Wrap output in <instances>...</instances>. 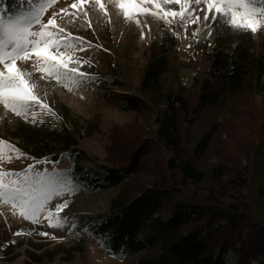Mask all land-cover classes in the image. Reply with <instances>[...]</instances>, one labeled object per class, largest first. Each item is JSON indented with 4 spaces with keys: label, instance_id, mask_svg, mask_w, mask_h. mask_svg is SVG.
<instances>
[{
    "label": "rangeland",
    "instance_id": "374dc122",
    "mask_svg": "<svg viewBox=\"0 0 264 264\" xmlns=\"http://www.w3.org/2000/svg\"><path fill=\"white\" fill-rule=\"evenodd\" d=\"M157 2L163 5V0ZM101 3L105 5L107 14L96 0H84L83 3L81 0H62L49 6L42 17V22L47 23L56 13L55 27L63 29L65 35L78 38L73 44L74 49H86L67 53L69 57L90 61L77 63L76 60H69V68L86 73L78 83H60L46 71L38 72L21 61L17 64L23 72L31 73L24 79L38 100L32 111H42L45 120L56 122L60 119L71 130L74 129L80 148L90 157L100 164L119 166L128 164L131 154L138 147L146 149L147 155L141 160L140 171L119 187L100 194L73 197L65 175L70 161L33 160L19 153L12 147L19 141L9 135V130L22 115L0 104V174H3L0 175V182L13 186L11 182H22L25 176L32 183L45 177H52L58 182L42 213L34 219L22 215L25 210L19 202H5L0 198V264H33L31 252L43 254V264H130L136 255L115 258L96 240L87 239L78 230L79 217L76 216L83 211L107 210L113 197L119 194L129 197L149 186L172 187L165 195L168 200L165 209L170 210L179 201L201 203L207 196L211 197L207 202H212L213 198L227 202L230 198L225 193L234 191L229 187V181L238 174L250 177L249 185L260 184L264 180V102L259 95L242 97L222 110L207 102L195 114L201 101V82L210 78L207 52L218 35L226 37L229 32L228 25L212 19L219 16L215 9L206 11L207 6L202 3L200 9L205 10L197 11L192 0H188L185 14L191 16L195 12L201 19L190 24L186 32L180 17H169L171 24L145 20L146 26H130L120 15V10L113 6V0H101ZM72 4H76V8H72ZM143 6L157 11L150 2ZM164 8L169 12L181 10L179 5L175 9L171 5H164ZM62 9L66 11L62 12ZM73 14H76L75 18ZM204 15L209 16L207 22L203 20ZM256 19L264 21V17ZM165 28L169 34L165 33ZM251 33L259 40L264 36V24ZM163 37L168 42L170 54V66L162 77L163 87L182 93L189 101L188 110L179 108L182 144L177 149L170 148L157 137V115L161 105L155 104V110L143 113L122 111L110 97L113 91L138 94L142 75L150 60L151 45ZM33 57L32 63H35L34 53ZM37 67H42V64ZM41 76L44 78L41 79ZM194 76L198 78L196 81ZM100 77H113L120 81V85L104 83L98 79ZM60 103L66 109L60 111L56 107ZM214 124L218 125V131L210 148L198 162L206 177L202 183L194 185L184 180L169 162L193 160L192 148L197 137ZM220 165H224L228 173L219 181L213 176V171ZM37 173L41 175L37 176ZM241 199L248 200L249 197ZM59 205L65 206L58 208ZM201 219L204 220V215ZM77 244L83 245V251L72 248ZM8 245L10 249H7ZM47 251L53 253L51 258L44 255ZM226 258L227 264L238 262V256L232 250Z\"/></svg>",
    "mask_w": 264,
    "mask_h": 264
},
{
    "label": "trees",
    "instance_id": "16d2710c",
    "mask_svg": "<svg viewBox=\"0 0 264 264\" xmlns=\"http://www.w3.org/2000/svg\"><path fill=\"white\" fill-rule=\"evenodd\" d=\"M9 7L24 11L29 4L27 0L24 3L3 0L0 4V8ZM165 33L169 34L167 28ZM164 37L151 45L150 60L138 94L113 91L110 97L122 111L143 113L155 110V104L161 105L157 137L177 149L182 144L179 108L188 110L189 101L182 93L163 87L162 77L170 66L168 42ZM207 58L210 78L201 82V101L195 114L207 102L222 110L250 94L259 95L264 102V36L256 40L250 30L242 34L229 30L226 37L223 34L216 37ZM98 79L120 85L113 77ZM197 79L194 76V81ZM56 107L60 111L66 109L62 103ZM217 131L218 125L214 124L197 137L192 148L193 160H170V166L177 169L184 180L194 185L204 181L206 173L198 162L210 148ZM9 135L19 141L12 147L33 160H69L65 175L73 197L100 194L119 187L140 171L141 160L147 155L146 149L138 147L126 165L100 164L80 148L74 129L60 119L45 120L42 111L23 114L9 130ZM227 173L224 165H220L214 169L213 176L220 181ZM249 180L251 178L243 174L232 178L229 187L234 191L225 193L230 198L227 202L218 198L207 202L211 198L207 196L201 203L179 201L170 210L165 209L168 207L165 195L172 187L149 186L129 197L119 194L111 199L107 210L83 211L76 216L79 217L78 230L87 239L96 240L115 258L136 255L130 264H227L226 255L230 250L238 256L237 264H264V180L251 185ZM245 196L249 199L242 200ZM10 248L8 245L7 249ZM72 248L83 251L81 244ZM42 255L31 252L33 264H43ZM44 255L51 258L53 253L47 251Z\"/></svg>",
    "mask_w": 264,
    "mask_h": 264
},
{
    "label": "snow or ice",
    "instance_id": "6c2138e0",
    "mask_svg": "<svg viewBox=\"0 0 264 264\" xmlns=\"http://www.w3.org/2000/svg\"><path fill=\"white\" fill-rule=\"evenodd\" d=\"M19 2L24 3V0H19ZM27 2L29 7L24 11H16L10 7L0 8V65H2L0 67V104L17 115L32 111L34 103H38L37 97L33 95L32 89L28 86V81L24 79L31 73L23 72L17 61L28 64L38 72L46 71L57 82L68 81L72 84L78 83L86 76V73L69 68V60H76L77 63H90L88 60H79L75 56L67 55L69 51H86V49L78 47L74 49L73 44L78 38L71 34L65 35L63 29L55 27L56 13H53V18L48 19L47 23L42 22V17L48 7L62 0H27ZM83 2L84 0H81V3ZM149 2L155 6L157 11L143 6ZM2 3L3 0H0V4ZM96 3L107 14L101 0H96ZM192 3L196 5L197 11L205 10L200 9L202 3L206 4V11L215 9L219 16H213L212 19L216 23L224 22L235 34H242L249 30L254 33L261 24H264V21L256 19L258 16L264 17V0H192ZM187 4L188 0H163V5L157 0H113V6L120 10V15L130 26L135 25L138 28L146 26L145 20L171 24L169 17H180L186 32L190 24L201 19L195 12L191 16L185 14L184 9ZM164 5H171L173 9L179 5L181 10L169 12L165 10ZM72 8H76V4H72ZM75 16L76 14H73V18ZM203 20L207 22L209 16L204 15ZM50 26L51 30H49ZM33 53L35 63H32ZM38 64H42V67L38 68ZM43 78L41 76V79ZM64 86L68 87V84ZM29 167L31 168V165ZM40 175L37 173V176ZM11 183L13 186L0 182V198L5 202H19L25 210L22 215H28L34 219L42 213L44 204L58 182L52 177H45V179L32 183L30 178L25 176L22 182L13 181ZM64 206L59 205L58 208ZM42 235L47 234L42 233Z\"/></svg>",
    "mask_w": 264,
    "mask_h": 264
}]
</instances>
